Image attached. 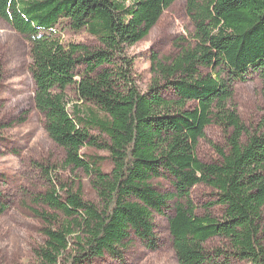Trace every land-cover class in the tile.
<instances>
[{
    "label": "trees",
    "instance_id": "obj_1",
    "mask_svg": "<svg viewBox=\"0 0 264 264\" xmlns=\"http://www.w3.org/2000/svg\"><path fill=\"white\" fill-rule=\"evenodd\" d=\"M175 1L0 0V19L29 45L33 106L44 130L63 149L64 167L91 177L98 199L87 201L80 183L63 184L39 165L47 189L35 202L48 211L30 208L44 238L30 264L120 257L132 235L153 249L154 216L169 209L177 264H264V132H250L232 101L236 82L251 73L264 83V0H185L190 41L174 57L152 56L151 83L141 94L127 50ZM60 19L97 46L62 43L55 37ZM211 125L226 145L215 146L219 162L204 164L196 148ZM89 128L104 134L107 146ZM84 147L106 148L111 172L84 158ZM164 175L173 181L171 194L155 186ZM198 185L213 192L203 216L191 198ZM216 207L219 218L208 213ZM5 209L0 192V216ZM216 239L222 246L210 247Z\"/></svg>",
    "mask_w": 264,
    "mask_h": 264
},
{
    "label": "rangeland",
    "instance_id": "obj_2",
    "mask_svg": "<svg viewBox=\"0 0 264 264\" xmlns=\"http://www.w3.org/2000/svg\"><path fill=\"white\" fill-rule=\"evenodd\" d=\"M185 0H176L166 10L149 35L141 42L128 48L127 56L132 61V77L141 94H145L151 83L152 56L159 59L171 58L185 47L193 33V26L186 14ZM56 35L62 43H81L97 46L96 41L85 31H75L65 19H60L55 27ZM30 56L27 41L0 19V192L5 211L0 216V264H30L33 249L43 243L42 223L30 208L47 210L43 203L35 199L46 191L47 177L39 165L52 168L63 184L74 180L81 184L82 194L87 201H98L91 185V177L81 170L65 168L63 149L55 145L47 136L41 115L33 106L34 85L29 74ZM264 83L257 74L236 82L233 88V104L237 114L250 131L264 132ZM73 98V94H70ZM102 116V114H100ZM22 118V123L17 121ZM96 141L107 146V137L98 129L89 128ZM225 134L215 125L204 129L199 140L196 155L200 162H219L215 146L225 148ZM84 158L98 162L104 173L113 168L106 148L84 147ZM159 192H174L173 181L164 175L155 181ZM212 190L204 185L191 190V198L197 207V214H205L204 206L213 201ZM211 216L219 218L222 210H209ZM155 215L153 219L154 248L144 247L133 235L131 243L120 257L105 255L92 264H177L172 250L167 217ZM210 247H221L214 240Z\"/></svg>",
    "mask_w": 264,
    "mask_h": 264
}]
</instances>
